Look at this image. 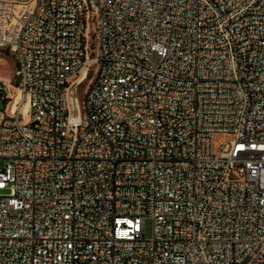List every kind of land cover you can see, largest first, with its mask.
Listing matches in <instances>:
<instances>
[{
	"label": "built area",
	"instance_id": "1",
	"mask_svg": "<svg viewBox=\"0 0 264 264\" xmlns=\"http://www.w3.org/2000/svg\"><path fill=\"white\" fill-rule=\"evenodd\" d=\"M0 51V264H264V0H0Z\"/></svg>",
	"mask_w": 264,
	"mask_h": 264
},
{
	"label": "rangeland",
	"instance_id": "2",
	"mask_svg": "<svg viewBox=\"0 0 264 264\" xmlns=\"http://www.w3.org/2000/svg\"><path fill=\"white\" fill-rule=\"evenodd\" d=\"M18 61L16 58L7 51H0V80L13 83L18 70ZM13 85V84H12ZM85 86V85H84ZM84 86L81 88L79 99L82 98V92H84ZM14 92H17L18 88L13 85ZM2 106V105H0ZM1 193L7 194L8 190L2 191ZM153 236V220H145V238L151 239Z\"/></svg>",
	"mask_w": 264,
	"mask_h": 264
},
{
	"label": "bare ground",
	"instance_id": "3",
	"mask_svg": "<svg viewBox=\"0 0 264 264\" xmlns=\"http://www.w3.org/2000/svg\"><path fill=\"white\" fill-rule=\"evenodd\" d=\"M21 101V96H20V94H18L17 95V103H19ZM23 112H24V114L26 115V119H27V114H28V112H29V107H28V105H24V107H23Z\"/></svg>",
	"mask_w": 264,
	"mask_h": 264
}]
</instances>
